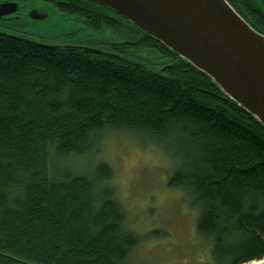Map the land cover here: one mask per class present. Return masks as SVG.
Segmentation results:
<instances>
[{
  "label": "trees",
  "instance_id": "trees-1",
  "mask_svg": "<svg viewBox=\"0 0 264 264\" xmlns=\"http://www.w3.org/2000/svg\"><path fill=\"white\" fill-rule=\"evenodd\" d=\"M18 2L52 4L84 38L46 46L0 31V264H132L144 242L166 238L159 228L127 229L108 164L85 174L64 164L91 154L107 132L143 138L176 160L167 188L197 211L212 264L262 262L261 123L108 10Z\"/></svg>",
  "mask_w": 264,
  "mask_h": 264
},
{
  "label": "rangeland",
  "instance_id": "rangeland-1",
  "mask_svg": "<svg viewBox=\"0 0 264 264\" xmlns=\"http://www.w3.org/2000/svg\"><path fill=\"white\" fill-rule=\"evenodd\" d=\"M74 19L54 12L39 21L0 19V31L46 46L78 45L84 34ZM99 163L113 169L110 185L125 212L127 229L139 235L153 228L167 233L159 241L144 242L133 254L132 264H212L209 244L196 234L197 211L189 207L184 192L167 188L177 167L175 159L143 138L107 132L91 154L64 161L79 174ZM261 263L264 260L249 264Z\"/></svg>",
  "mask_w": 264,
  "mask_h": 264
},
{
  "label": "water",
  "instance_id": "water-1",
  "mask_svg": "<svg viewBox=\"0 0 264 264\" xmlns=\"http://www.w3.org/2000/svg\"><path fill=\"white\" fill-rule=\"evenodd\" d=\"M107 9L206 75L264 127V36L225 0H83ZM15 6V5H14ZM13 5L0 7V17ZM49 14L30 12L32 20Z\"/></svg>",
  "mask_w": 264,
  "mask_h": 264
},
{
  "label": "flooded vegetation",
  "instance_id": "flooded-vegetation-1",
  "mask_svg": "<svg viewBox=\"0 0 264 264\" xmlns=\"http://www.w3.org/2000/svg\"><path fill=\"white\" fill-rule=\"evenodd\" d=\"M80 1V0H79ZM233 10L258 34L264 36V24L263 19L257 14H264V0H225ZM81 2V1H80ZM84 2V1H83ZM46 3V2H44ZM34 5L27 8L22 2L18 0H0V7L4 5H15L11 9H16V11L10 15L2 16L0 19L4 21L9 20H21L22 18H28L30 12L35 11L39 14L45 15L53 13L50 8H53L52 4ZM87 3V2H86ZM82 6V4H81ZM90 12H101L99 7L95 5H89ZM102 13V12H101ZM256 13V14H255ZM68 47L67 45H65ZM73 47V46H72Z\"/></svg>",
  "mask_w": 264,
  "mask_h": 264
}]
</instances>
